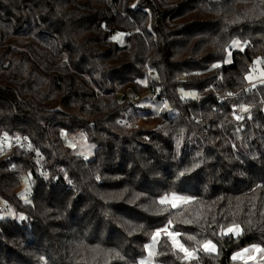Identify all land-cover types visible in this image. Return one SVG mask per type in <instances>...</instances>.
<instances>
[{
    "label": "trees",
    "instance_id": "16d2710c",
    "mask_svg": "<svg viewBox=\"0 0 264 264\" xmlns=\"http://www.w3.org/2000/svg\"><path fill=\"white\" fill-rule=\"evenodd\" d=\"M234 39L247 44L225 63ZM257 61L264 0H0V135L32 142L10 158L0 149V264H138L169 221L196 258L162 233L153 264H242L235 252L264 249ZM151 89L168 107L143 116L129 93ZM79 131L96 146L90 160L64 141ZM170 193L192 200L160 204ZM234 225L240 235H222ZM208 241L216 252L197 251Z\"/></svg>",
    "mask_w": 264,
    "mask_h": 264
},
{
    "label": "rangeland",
    "instance_id": "374dc122",
    "mask_svg": "<svg viewBox=\"0 0 264 264\" xmlns=\"http://www.w3.org/2000/svg\"><path fill=\"white\" fill-rule=\"evenodd\" d=\"M125 36H126V34H124L122 32H118L116 34V38L119 41V43H121V44L125 43ZM234 44L238 45V46H234ZM246 44H247V42H244L240 39H234L228 48L224 62L230 63L232 61L233 51L244 49ZM155 76H156V73L154 71L148 70L146 72L145 77L141 80V82L144 85H146V82L150 78L155 77ZM262 76H264V67L262 66V64H259L257 61L255 67L253 68V70L251 71V74H249L248 77H249L250 81H252V80H255V79L262 77ZM153 92H154V96H153ZM181 94L185 98H191V97L197 96V93L195 91H188V90H184V89L181 90ZM185 94H189V95H185ZM192 94H194V95H192ZM128 98L131 101V103L139 109L140 114L143 116H144L146 111H151V112H153L154 115H157L163 109L168 107V103L166 102V100L163 98H158V92H155V91H150V90L143 91L141 94H138V93L131 91V93H129ZM243 112L244 111H242V108L238 109L236 116H242ZM137 125L141 126V127H146V128L154 126L153 124L147 123L146 119L144 117H142L141 120L138 121ZM68 145L71 147V149L73 150L74 153L82 156L86 160L92 159L95 155V150H96L95 144L91 143L87 139L86 134L82 131H79V132H76L74 134L69 135ZM20 152H21L20 150H17L15 153L20 154ZM31 179H32V174L30 172L25 174L23 176L22 188L20 190V195L23 197L24 201L28 202V203L31 202V191H32ZM172 195H175L178 197L189 198L188 196L183 195V194L170 193V194L163 196L161 199H163L166 196L171 197ZM176 203H179V201H176ZM183 205L184 204H181L180 207H182ZM180 207H177V208H180ZM4 215L5 216H12V215H14V211L13 210L5 211ZM230 227H233V226H229V227L223 229V233L226 232L227 229H229ZM240 229H241V227H240ZM168 231L176 233L169 228H168ZM162 233L165 234L164 232H161V234ZM161 234H160V236H161ZM176 239L179 241V243H181L179 236ZM152 243H153V241L151 240V242L147 245H150ZM212 244H214L216 246V251H217V245L214 242H212ZM157 245H158V243H157ZM157 245L155 248V253L157 252ZM256 248L263 249L260 245H257V244L249 245V246L244 247L241 250H238L237 252H235L234 257H237V255L239 254V258H236V259L241 260L242 264H264V254L255 251L254 249H256ZM245 249H248L249 251L245 252ZM148 252H149V249L147 248V254L143 259H145L148 256Z\"/></svg>",
    "mask_w": 264,
    "mask_h": 264
},
{
    "label": "snow or ice",
    "instance_id": "6c2138e0",
    "mask_svg": "<svg viewBox=\"0 0 264 264\" xmlns=\"http://www.w3.org/2000/svg\"><path fill=\"white\" fill-rule=\"evenodd\" d=\"M234 46H238V45L234 44ZM262 83H264V81H262ZM253 87H256V85L253 84ZM185 95H189V94H185ZM192 95H194V94H192ZM242 111L247 112L248 108L242 107ZM236 119L240 120V119H242V117L236 116ZM181 175H183V173H181ZM191 200H192V198L178 197V196L172 195L171 197H168V196L164 197L163 199H161L159 201V203L162 205L168 204L171 206V208H177V207H180L181 204L190 203ZM176 201H179V203H176ZM185 222L191 223V221H185ZM168 227H171V221H169ZM168 227H166L165 229L158 230L153 235V237H152L153 243L146 246L149 249L148 256L145 259L139 261L138 264H153L154 257L156 255L155 248H156L157 243L159 242V237H160L161 232L165 233V235L172 241V244L175 248H177L180 252L184 253L183 259L185 261H189L191 259L196 258L194 252H190L187 248L184 247L183 244L179 243V241L176 239L179 236V233L178 232L173 233V232L168 231ZM240 232H241V229H240L239 225H234L233 227H230L229 229H227L226 232L222 233V235H228V234L240 235ZM188 239L194 240L195 237H188ZM254 250L264 254V249L256 248ZM197 251H203L206 253H214V252H216V246L214 244H212L211 241H208ZM248 251H249L248 249H245V252H248ZM117 256H119L118 253H117ZM234 258H239V254L237 255V257H234ZM121 259H122V257H121Z\"/></svg>",
    "mask_w": 264,
    "mask_h": 264
},
{
    "label": "built area",
    "instance_id": "2783aa9c",
    "mask_svg": "<svg viewBox=\"0 0 264 264\" xmlns=\"http://www.w3.org/2000/svg\"><path fill=\"white\" fill-rule=\"evenodd\" d=\"M264 81V77L256 81L251 82L248 86H251L257 82ZM152 91V89L150 90ZM154 96V92H153ZM65 143L69 142V134L63 133ZM0 149L1 156L4 158H10L19 149L32 150L31 139L27 136H21L15 132L1 134L0 135ZM37 160V154H36ZM35 169H39L45 172V164L42 161V156H38V162L36 161Z\"/></svg>",
    "mask_w": 264,
    "mask_h": 264
},
{
    "label": "water",
    "instance_id": "95a60500",
    "mask_svg": "<svg viewBox=\"0 0 264 264\" xmlns=\"http://www.w3.org/2000/svg\"><path fill=\"white\" fill-rule=\"evenodd\" d=\"M0 209H1V205H0ZM3 217V213H0V218H2Z\"/></svg>",
    "mask_w": 264,
    "mask_h": 264
}]
</instances>
